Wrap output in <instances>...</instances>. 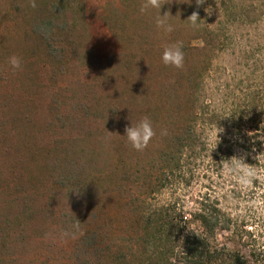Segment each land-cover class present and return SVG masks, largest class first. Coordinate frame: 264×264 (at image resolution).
<instances>
[{
    "label": "rangeland",
    "instance_id": "obj_1",
    "mask_svg": "<svg viewBox=\"0 0 264 264\" xmlns=\"http://www.w3.org/2000/svg\"><path fill=\"white\" fill-rule=\"evenodd\" d=\"M145 3L0 0V264H178L184 225L159 208L190 220L208 198L230 221L211 246L264 264V0H160L171 33ZM177 42L179 69L161 60ZM188 115L196 146L163 177L153 150ZM144 116L159 142L136 151L122 136ZM234 156L250 185L227 172Z\"/></svg>",
    "mask_w": 264,
    "mask_h": 264
},
{
    "label": "trees",
    "instance_id": "obj_2",
    "mask_svg": "<svg viewBox=\"0 0 264 264\" xmlns=\"http://www.w3.org/2000/svg\"><path fill=\"white\" fill-rule=\"evenodd\" d=\"M52 22V23H51ZM50 24H53V21L50 20L42 22V25H38L47 31V28H50ZM38 29L37 27L34 30ZM48 33V32H46ZM195 125L196 120L193 119L192 115L183 119L181 123L178 124L171 133L167 134L165 140L167 141L166 149L162 150L160 147H155L153 152L158 153L157 159L163 161L165 167L162 168L161 174L163 177H167L169 174H172L174 168H177V163L174 162L172 158L175 154H180L186 156L190 150H193L196 146L195 143ZM156 143L159 142L157 137L154 138ZM220 151L222 147L219 148ZM166 153V154H163ZM156 176V173H153ZM152 174V175H153ZM158 174V173H157ZM156 180V179H155ZM159 180V177H157ZM154 182H151L153 184ZM183 209H178L176 203L170 205H162L159 208L157 221L162 224L171 225L172 229H176L178 226L175 223L176 219H179L178 224L184 225L183 230L179 233V240L174 243L175 245L172 248H175L176 245L179 247V256L178 264H239L242 263V259L239 255H234L231 258L229 254H225L223 250L215 249L211 246L209 239L214 237L215 233L218 230H228L230 228V221L225 218L221 212L214 206V202L208 199H201L196 205L195 211H193L190 216V220H187V217L183 213ZM153 221L148 220V226L150 227ZM159 222V224H161ZM197 224L201 231L192 229L189 225ZM148 231V232H147ZM145 236L149 233V230H146ZM173 231L170 230L168 236V242L171 240ZM84 238V237H83ZM161 240V237L160 239ZM82 245L83 242H81ZM82 248H84L82 246ZM159 254H163L161 248H159ZM162 252V253H161ZM174 255V251H171ZM171 264V262H170Z\"/></svg>",
    "mask_w": 264,
    "mask_h": 264
},
{
    "label": "clouds",
    "instance_id": "obj_3",
    "mask_svg": "<svg viewBox=\"0 0 264 264\" xmlns=\"http://www.w3.org/2000/svg\"><path fill=\"white\" fill-rule=\"evenodd\" d=\"M205 2V0H197V5H201ZM160 8V15L157 19V27L163 28L165 32L171 33L174 31L173 25L166 23V18L169 13H165L161 15V7L160 0H147L142 8L141 12H145L148 8ZM211 15V13H209ZM193 27H199L198 21L201 20L199 18L198 12H194L191 17ZM161 60L165 66L175 67L177 69L182 68L185 62V53L183 50L182 42H177L175 44L168 45L164 48ZM9 63L11 67L16 69H21L22 64L21 60L12 56L9 58ZM224 132L223 128L216 129V135L219 137L221 133ZM166 134V133H164ZM156 136V132L153 128V122L148 116H144L138 123L132 124L131 126L126 127L125 135L122 137H126L128 143L132 146V148L136 151H143L147 148L149 142ZM227 172L232 175L234 179H238V181L245 185H250L253 179L256 178L257 173L245 163V157H233L230 160L224 161ZM64 235H68V233H64Z\"/></svg>",
    "mask_w": 264,
    "mask_h": 264
}]
</instances>
